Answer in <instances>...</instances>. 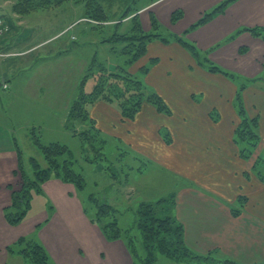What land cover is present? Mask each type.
<instances>
[{"label":"crops","instance_id":"crops-1","mask_svg":"<svg viewBox=\"0 0 264 264\" xmlns=\"http://www.w3.org/2000/svg\"><path fill=\"white\" fill-rule=\"evenodd\" d=\"M169 1L162 0L144 10L149 16L155 15L162 26V20L173 26L172 15L182 10L183 18L173 27L182 34L205 12H198L197 17L189 19L185 6L208 1L207 7L212 9L223 0H175L173 5ZM11 7V2L0 0V19L9 25L8 32L0 38V50L4 54L0 56V97L5 95L17 102L18 96H22L29 99L30 104L36 99L41 107L60 114V126L67 133L65 121L74 99H68L66 84L74 68L80 67L81 77L85 70L82 59L78 62L69 60L70 56L83 53L82 49L76 50V46H71L75 41H70V38L79 40L76 30L79 25L75 26L76 21H73L72 28L66 31L68 25L58 24L44 28L51 29L52 33L44 31L37 36L38 28L28 23L30 15H16ZM254 27H264V0H238L225 13L191 32L188 39L202 51L225 42L209 57L221 69L250 81L241 94L248 115L259 118V149L264 147V87L256 86V83H264V36L255 37L243 32L226 41L239 30ZM54 42H57L58 48L48 49ZM152 44L148 46L147 56L150 49L166 47L160 41ZM176 48L186 51L178 43ZM52 60L54 64L50 66ZM66 62L70 64L64 65ZM171 71V68L167 69L166 74H171ZM153 74L152 71L146 76V82L153 78ZM210 76L220 83L222 89L214 91V98L213 90L209 91L214 100L209 113L212 110L219 113L217 121L210 118L209 128L212 130L209 133L206 130L203 135L209 143L200 147L195 142L191 144L192 138L177 135L178 140L180 138L179 141L184 143L181 149L176 139L175 158L178 163L175 160L173 165L162 164L170 173L187 180L176 195L175 216L185 227L187 246L198 255L232 259L239 264H264V183L252 173V167H248L254 155L249 160L242 159L233 142V120L238 117L235 100L239 86L222 74L209 73ZM77 78L74 84L78 89L80 77ZM169 78L172 80L173 75ZM148 106L144 104L143 108ZM89 114L101 131L110 132L127 144L134 143L119 131L118 127L124 125L125 119L121 110L112 103L99 101L90 107ZM135 122L137 120L130 121V125ZM228 127L230 130L216 132ZM7 129L0 132V264L19 263L20 256L9 255L7 247L26 236L37 237L50 255L52 264H141L133 258L124 241L105 238L100 228L86 216L74 185L58 179L45 182L43 192L35 195L44 200L43 209L29 213L18 226L8 224L4 209L11 204L12 184L19 163L14 131L11 127ZM155 159L159 160L157 156ZM185 208H188L189 214L184 218Z\"/></svg>","mask_w":264,"mask_h":264},{"label":"rangeland","instance_id":"rangeland-1","mask_svg":"<svg viewBox=\"0 0 264 264\" xmlns=\"http://www.w3.org/2000/svg\"><path fill=\"white\" fill-rule=\"evenodd\" d=\"M160 1L162 0H145L141 2L140 6L138 5V7L143 10H141L142 12H139V17L140 20H142L145 31L148 30L146 32H150L152 29V18L144 9H150ZM169 2L173 5L175 0ZM208 3V1L205 3L203 1H197L194 4L185 6L189 19L193 16L194 18L197 17L198 12L210 11L211 7H207ZM72 6V4H65L56 9L38 10L29 14L30 17L28 23L31 26L38 28L36 30V35L39 36L44 31L48 33L50 30L51 33V29L44 28L56 26L60 24L62 20H66L64 24L68 25V29L66 30L68 31L72 28L71 25L74 23L73 21H76L75 26L79 25L76 29L79 40L70 39L71 42L72 40L75 41V43H71V46H76V50H78V48L82 49L83 53L82 55L77 53L74 57L70 56V62H78L82 59L85 64V74L89 69V65L94 55H97L99 63L106 64L105 67L107 71H114L115 67L107 64L124 63L126 57L121 53L123 45L118 46L116 48L117 52L114 53L110 46L99 44L103 37L107 38L112 33L113 29L111 32L110 28L104 29V32L100 30H92V25L96 23L90 19L85 20L83 13L85 10L84 6L82 4L74 5V7ZM124 8L125 5L118 2L115 4V11L113 13L121 14ZM115 19H118V17L111 18L110 20ZM162 21L161 22L164 25L162 26L163 37L168 38L170 44H165L166 47L157 46L155 49H150L149 55L136 63L130 71H137L143 66L150 64L151 59L157 60V64L152 66L151 72L153 71L154 74L149 82H146V76H141V74L140 76L143 79L144 84H146L150 90L162 94L165 98L164 100L171 109L170 113H159L155 107L150 105L144 107L143 110H141V112H139L133 119L128 121L125 119L124 125L119 126L118 129L120 132L128 136L127 138L134 142L133 144H127L125 140L112 136L110 132L102 131L104 138L107 140L104 150L107 157L101 159L102 161H95L92 163L88 161L89 159L96 157L94 151L88 145L84 148L80 138L75 136L71 130H67V133L62 130L60 126V114L54 113L55 111L53 110L41 107L37 104L36 99H33L30 104L28 103L29 99H25L22 96H18L17 102L15 99L11 100L10 98L4 97L5 95L0 97V132L3 130L7 131V127L12 128L15 134V140L23 151V162L27 172L29 174L33 173L30 158L34 157L42 164L44 163L41 152L32 144L28 135L29 131L35 128L37 135L41 137V142L44 145L60 143L69 148L70 153L61 156L59 160L60 162H63L64 160L72 161L74 163L73 169L76 172L82 173L85 177L86 187L83 190H77V193L82 200L84 210L86 209L88 215L92 218L97 217L95 203L90 200L92 195L115 207L117 210L116 218L118 219L119 226L124 230L123 237L126 240L124 242L128 247L129 244L131 245L130 240H132V247L129 246L131 251L133 252V249H136L142 255H145L146 250L143 245L142 236L136 225V210L142 202L155 204L162 199L169 198L172 194L177 195L179 190L186 185V179L170 173L167 168L165 169V167H162V164L169 166L176 160V139L177 144L180 142V138L178 140L177 135H181V138H192L193 141H191V144L195 142V144L200 147L209 143L207 142V139H204L203 135L206 130H208V133L212 130L209 128L212 122L211 116L217 118V114H219L218 111L215 110H212L210 112L211 114L209 113L211 105H214V100L209 95V91L213 90L212 95L214 98V91L216 89H222L220 83L216 82L214 77H209L210 72L201 66L200 63H203V56H201L200 60H197L187 51L184 52L183 49L176 48L177 43L173 40L172 34H183H180L179 30H174L173 27L176 23H174L173 26H169V22H166L165 20ZM129 25L130 24L128 23L122 26V30L125 31ZM41 27H43V29H41ZM152 32H154V29H152ZM156 41L158 40H154L153 42ZM224 43L225 42H222L220 44ZM151 46L154 45L152 44ZM55 48H58L57 42L48 46V49ZM53 60V63H51L50 66L54 64ZM70 62H66L64 65L70 64ZM169 68H171L172 71L171 74L167 75L166 71ZM79 69L80 67L78 69H73L70 79L66 84L69 95L68 99H74L72 104L79 96V88H75L74 80L78 79V76L80 77L79 79L81 83V79L84 75L83 74L82 77L80 76ZM176 74L178 75L176 76ZM206 74H208V76H206ZM170 75H173L172 80L169 78ZM242 83V81H239V85ZM176 84H178L177 87ZM244 84L248 85L246 82H244ZM95 85L96 80L90 77L85 84V92L91 93L94 90ZM258 85L264 87V83L261 81L256 83V86ZM228 90L230 89L228 88ZM13 104H15L16 107ZM112 104L121 110L118 101ZM223 111L227 112V110ZM224 115L227 120V113ZM234 118L235 120L231 118L229 119L233 120L235 124L233 133L239 123V118ZM136 120L137 122L131 126L130 121ZM14 121L17 124H15ZM76 128L80 130L78 122H76ZM225 130L227 131L230 129L229 127L228 129L224 128V130L217 129L216 132ZM194 136H196V138H194ZM120 143L122 144L120 145ZM183 145L184 143L180 142L181 149H183ZM261 150H264V147L260 146V148L256 150L248 167L253 168L252 165L256 162L255 160L258 158L256 156ZM156 156L159 158L158 161H155ZM147 158H149V160H147ZM175 163H178L177 160ZM179 163L183 164L180 161ZM109 167H111L112 170H110ZM18 172L19 164L12 184L13 189H18L21 182ZM112 174L116 176L114 179L111 177ZM35 195L34 197H36ZM32 207L33 208L30 209L29 213L32 211H40L44 208V200L40 199V197H36L32 200ZM183 210L186 211L183 213V217L185 218L188 216L189 210L188 208ZM174 213L176 214V211ZM98 221L101 225H104L110 221V219L100 218ZM130 229L131 233L129 238V234L126 230ZM21 259L22 258L20 257L19 263L15 261L14 264H24ZM135 259L141 263L138 258ZM195 263L206 264L205 262L200 263L198 260H196ZM156 264L188 263L174 261L165 256L159 255ZM213 264H215V262H213Z\"/></svg>","mask_w":264,"mask_h":264},{"label":"trees","instance_id":"trees-1","mask_svg":"<svg viewBox=\"0 0 264 264\" xmlns=\"http://www.w3.org/2000/svg\"><path fill=\"white\" fill-rule=\"evenodd\" d=\"M11 2V10L19 16H26L38 10L56 9L65 4L84 6V18L95 21L92 25V30H100L110 28L112 33L107 37H103L99 44L108 45L111 50L116 53V48L123 45L121 53L126 57L124 63H108L115 67V70L110 72L106 70L103 63H99L98 56L94 55L89 65L88 71L83 75L79 86V96L72 104L71 110L65 121V128L72 131L75 136H78L82 141L84 148L88 145L94 151L96 157L89 159L90 163L102 161L106 156L104 150L107 140L104 138L103 132L96 127L93 120L90 118V107L99 101L120 103L121 112L124 119H133L142 109L144 104H149L155 107L159 113L169 114L170 107L167 105L164 98L156 91H152L144 84L141 76H147L157 60L151 59V63L143 66L137 71H130L131 68L138 63L142 58L147 56V50L150 43L158 40L163 44H170L168 38L163 37L162 25L157 21L153 14L152 29L146 32L143 28L142 20H140L139 8L141 2L145 0H4ZM154 1V0H147ZM238 0H223L210 11L204 12L202 16L191 25L182 35L172 34L173 40L190 53L197 60L203 56L201 66L210 73L222 74L230 79V81L238 84L239 91L235 100L239 123L234 132L233 142L238 149L239 156L244 160H249L255 154L261 143L260 123L258 117L248 115L243 100L242 91L248 86L238 75L221 69L210 59V53L221 44L215 45L213 48L202 51L193 42L188 39V35L200 27L213 21L216 17L222 15L226 10ZM121 2L125 5L121 14L113 13L115 4ZM144 8V7H143ZM184 16L182 10H177L172 15V23H177ZM110 20L111 18H116ZM66 20H62L60 24H64ZM112 23V24H110ZM130 24L125 31L122 26ZM161 31V32H160ZM159 32V33H158ZM243 32H249L255 37L264 36V27L243 28L235 35L227 39L231 41ZM106 39V40H105ZM141 74V76H140ZM92 77L96 80V85L91 93L85 92V84ZM239 81L243 83L239 85ZM114 88V89H113ZM218 115V114H217ZM214 121L218 118L211 116ZM76 122L79 123L80 130L76 128ZM32 144L39 149L43 157L42 164L36 158H30L32 174H29L25 169L23 151L16 142V154L19 163V176L21 182L18 189L12 188L11 204L4 209L6 221L11 226L22 224L29 215L32 207V199L35 194L42 193V185L50 179H58L64 183L74 185L76 190H83L86 187V180L82 173L76 172L73 169L74 163L70 160L60 162L59 158L70 153L66 145L60 143H50L44 145L41 142V137L37 135L35 128L28 133ZM122 143H120L121 145ZM147 161V160H143ZM110 170L111 167H109ZM252 173L259 177L264 183V150L258 156L253 165ZM114 179L116 176L111 175ZM91 202L95 203L97 208L96 218L88 215L92 223L100 227L102 233L109 241L124 239V230L119 226L116 218L117 210L109 203L93 195L90 197ZM243 202L245 199L241 198ZM176 210V194H172L167 199H162L155 204L150 202L140 203L137 211V228L142 236L145 255L140 254L136 249L131 251L133 241L130 240L129 250L133 258H138L141 264H156L157 256L163 255L171 260L179 262H187L188 264L195 263L198 260L200 263L206 264L215 262V264H239L232 259H219L212 256H200L192 251L185 241V227L175 216ZM174 213V215H173ZM236 213L238 211L236 210ZM100 218L110 219L106 224L101 225L98 220ZM130 238V230H126ZM128 244V243H127ZM9 255H18L22 258L24 264H51V258L45 247L37 239L36 236L21 237L17 242L8 247ZM135 256V257H134ZM136 260V259H135ZM137 261V260H136Z\"/></svg>","mask_w":264,"mask_h":264},{"label":"built area","instance_id":"built-area-1","mask_svg":"<svg viewBox=\"0 0 264 264\" xmlns=\"http://www.w3.org/2000/svg\"><path fill=\"white\" fill-rule=\"evenodd\" d=\"M9 27L8 25L0 19V38L3 37V35L8 32ZM0 56H4L3 52L0 50ZM6 87V86H5Z\"/></svg>","mask_w":264,"mask_h":264},{"label":"bare ground","instance_id":"bare-ground-1","mask_svg":"<svg viewBox=\"0 0 264 264\" xmlns=\"http://www.w3.org/2000/svg\"><path fill=\"white\" fill-rule=\"evenodd\" d=\"M39 12H40V11H39ZM5 20H6V19H5ZM49 32H50V30H49ZM51 33H52V32H51ZM44 34H45V33H44ZM47 37H48V35H47ZM70 39H71V38H70ZM106 39H107V38H106ZM106 39H105V40H106ZM65 40H66V39H65ZM65 40H64V41H65ZM39 41H40V40H39ZM44 41H45V40H44ZM72 41H74V40H72ZM241 41H242V40H241ZM34 42H35V41H34ZM33 44H34V43H33ZM31 45H32V44H31ZM34 45H35V44H34ZM47 48H48V47H47ZM2 52H3V51H2ZM115 71H116V70H115ZM49 204H50V203H49ZM49 204H48V205H49ZM48 209H49V208H48Z\"/></svg>","mask_w":264,"mask_h":264}]
</instances>
